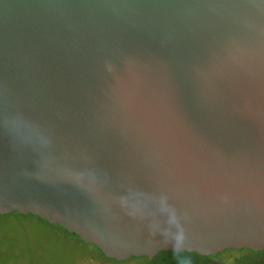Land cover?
<instances>
[{"label": "water", "instance_id": "95a60500", "mask_svg": "<svg viewBox=\"0 0 264 264\" xmlns=\"http://www.w3.org/2000/svg\"><path fill=\"white\" fill-rule=\"evenodd\" d=\"M14 212L118 261L264 250V0H0Z\"/></svg>", "mask_w": 264, "mask_h": 264}, {"label": "rangeland", "instance_id": "374dc122", "mask_svg": "<svg viewBox=\"0 0 264 264\" xmlns=\"http://www.w3.org/2000/svg\"><path fill=\"white\" fill-rule=\"evenodd\" d=\"M234 253V249H228L224 251L222 257L227 258ZM84 257V252L69 241V237L47 222L29 221L24 227L16 219L0 218V264H80L83 259L85 260ZM262 257L258 264H264V256ZM85 264L108 263L88 260ZM123 264L140 263L131 261ZM154 264H210V262L197 256L181 255L161 258Z\"/></svg>", "mask_w": 264, "mask_h": 264}, {"label": "trees", "instance_id": "16d2710c", "mask_svg": "<svg viewBox=\"0 0 264 264\" xmlns=\"http://www.w3.org/2000/svg\"><path fill=\"white\" fill-rule=\"evenodd\" d=\"M0 218L16 219L17 221L21 222L24 225V227L27 226V222L29 221L47 222L48 224H50L47 220L41 219L40 217L34 216L32 214L24 215L19 212H14L7 215H0ZM50 225L54 227L57 231L60 232L62 231L65 236L69 237V241L73 242L76 247L80 248L84 252L85 260L83 259L80 262V264H85L88 260H94L99 263H108V264H123L131 261H137L140 264H154L156 261H158L161 258L164 259L168 257L181 256V255L197 256L202 260L209 261L210 264H258V262L261 261V259L263 258L262 255L264 256V250L256 252L249 249H243V250L234 249L235 253L227 258L222 257L224 252L209 257H203L195 253L164 251L159 253L151 262L148 261L147 257H139V258L132 257L131 259L126 261H118L112 258L105 257L95 245L85 243L83 240H81V238L78 235L67 232L62 226L52 225V224ZM248 251H250L251 253Z\"/></svg>", "mask_w": 264, "mask_h": 264}, {"label": "snow or ice", "instance_id": "6c2138e0", "mask_svg": "<svg viewBox=\"0 0 264 264\" xmlns=\"http://www.w3.org/2000/svg\"><path fill=\"white\" fill-rule=\"evenodd\" d=\"M22 131H24V130H22Z\"/></svg>", "mask_w": 264, "mask_h": 264}]
</instances>
